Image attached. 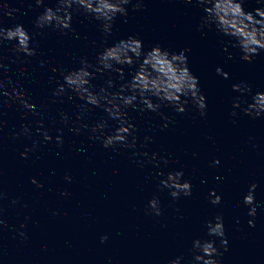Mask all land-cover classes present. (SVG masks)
Instances as JSON below:
<instances>
[{
	"label": "water",
	"instance_id": "1",
	"mask_svg": "<svg viewBox=\"0 0 264 264\" xmlns=\"http://www.w3.org/2000/svg\"><path fill=\"white\" fill-rule=\"evenodd\" d=\"M9 3L22 11L5 16L4 25L22 23L37 54H20V60L13 62L15 41L6 42L0 51L9 67L0 69V76L21 81L38 107L33 114L14 100L9 102L0 90V193L4 194L0 217L6 221L0 225V264H166L180 256L182 264H194L195 239H216L220 247L219 238L208 236L207 230V222L218 214L229 241L227 251L220 247L222 264H264V117L244 114L243 106L232 115L234 98L252 99L250 93L233 90V84L245 81L252 93L264 91V51L248 62L230 44L228 52L235 55L229 59L224 45L230 38L214 27H201L205 13L196 0H144L140 9L129 4V15L116 17L111 34L102 30L101 21L74 10L75 31L67 35L52 27H36L44 6L30 7L33 0ZM45 5L55 7V0H45ZM244 7L254 11L264 7V0H245ZM129 36L142 39L145 52L157 44L173 52L190 49L188 65L199 78L207 112L201 115L190 104L186 112L178 113L163 105L161 112L171 118L164 128L161 113L127 108L138 146L114 150L92 138V128L100 120H108V131L117 126L103 108L84 112L89 127L82 128L77 116L84 111V102L70 89L60 96L54 93L66 71L79 68L85 58L97 63L105 43L111 46ZM137 67L125 66L126 80ZM218 67L229 73L227 79L216 72ZM109 79L116 80L112 91L124 83L118 73H98L92 78L95 90L106 87ZM62 113L69 117L67 123L61 120ZM41 120L53 136L50 141L36 132ZM76 127H81L79 133L73 131ZM57 135L63 136L62 145L57 144ZM146 136L153 139L145 141ZM36 142L35 150L23 157L21 153ZM144 150L149 156L136 154ZM153 153H158L159 164L150 160ZM217 157L218 166L212 163ZM179 170L191 181L192 194L174 199L161 181L168 172ZM33 177L44 186L32 183ZM253 182H258L255 197L260 205L254 227L248 224L253 217L244 204ZM65 189L67 196L62 194ZM212 189L222 196L219 204L211 202ZM154 196L160 200L159 216L148 208ZM105 234L108 239L102 242Z\"/></svg>",
	"mask_w": 264,
	"mask_h": 264
},
{
	"label": "clouds",
	"instance_id": "2",
	"mask_svg": "<svg viewBox=\"0 0 264 264\" xmlns=\"http://www.w3.org/2000/svg\"><path fill=\"white\" fill-rule=\"evenodd\" d=\"M192 2V0H188ZM204 10V15L200 20L201 27H214L222 36L229 37V43L224 45V51L228 52L229 45L238 48L240 58L251 62L261 51H264V7H257L254 11H247L244 7L245 0H196ZM132 4L133 9H140L144 6V0H55V7L45 5V0H33L30 7L39 8L44 6V11L36 18L35 25L39 29L52 27L61 30L65 35L73 29V13L82 11L84 14L94 17L101 21V28L106 34H111L114 27L115 19L118 15L127 17L129 10L127 5ZM19 7L10 6L9 0L0 3V48L6 42L15 41L11 51L15 53L11 59L13 62L20 60V54L26 57H32L37 54V49L31 46L32 36L22 23L8 27L3 23V18L14 17L16 13L21 12ZM77 36L79 34L77 33ZM190 49H182L179 52H173L163 48L159 44L148 51H144L143 41L137 36H129L119 42L109 46L105 43L104 50L97 56V63H92L88 59H83L81 66L77 69L66 71L64 82L60 83L55 90V95L60 96L67 90L75 92L84 102L81 107L84 111L78 113V121L82 128H88L89 125L84 122V112H90L94 107L103 108L108 114L109 119L115 120L117 126L113 131L110 128L107 119L98 121L92 128V138L102 139L104 147H112L117 150L119 146L125 148H137L139 137L134 134L136 126L131 122L125 109L133 108L139 111H152L161 113L165 123L162 127L169 126L170 117L161 112L163 105L171 106L176 112L184 113L191 104L199 109L201 115H206L207 99L199 87V78L192 73L188 65L186 52ZM235 53L228 52V58L232 59ZM5 57L0 51V69H7L9 65L4 63ZM43 64L44 61H41ZM135 72L130 80L125 79V66L137 65ZM115 72L119 74V79L124 81L118 91H112L116 80L109 79L106 87H101L99 92L95 90L92 84V78L100 73ZM216 72L225 79L229 73L222 68H217ZM50 79H54L51 77ZM233 90L241 94H252L251 101L246 96L234 98L232 115H238L237 109L242 106V111L253 118L264 117V91L252 93L250 85L241 81L232 85ZM0 90L4 96L9 98V102L15 101L37 114V105L33 103L28 96V90L22 86V82L17 80L13 82L11 77L0 76ZM61 120L68 122L67 114H61ZM40 127L36 132L42 134L45 141L53 139L51 132L43 127L44 121L39 122ZM3 121H0V127ZM25 134L30 132L27 125L23 126ZM62 131V130H58ZM73 131L79 133L81 127H76ZM19 136L20 133H15ZM145 141L153 139L146 136ZM57 144L62 145L64 138L62 135L55 137ZM38 142L34 143L31 148H26L21 155L28 157L30 151H34ZM144 146L141 145V148ZM137 155L149 156L144 150ZM158 153H153L150 160L159 164L157 159ZM167 163V156L162 157ZM214 165L221 163L217 157L213 162ZM164 176V172H160ZM184 172L170 171L166 178L161 181L162 187L171 190L170 194L174 199L181 195L190 196L192 194V183L190 180L183 179ZM65 179L69 182L72 180L71 175L65 174ZM32 183L37 187H43V183L35 177ZM258 182H253L247 194L244 196V204L249 206L248 215L253 219L248 220L249 226H255V216L260 205L256 201L255 190ZM68 195L67 189L62 193ZM3 193H0V200L3 199ZM211 202L219 204L222 196L212 189L209 193ZM16 203V201H13ZM2 207V205H0ZM148 208L156 216L162 214L160 200L154 196L148 205ZM6 221L0 217V225ZM21 227H25L22 225ZM208 236L219 238L220 247L225 251L228 250L229 241L225 232V224L222 215H216L213 220L207 222ZM21 235H24L21 233ZM108 236L105 234L101 241H107ZM217 247L216 239L197 238L193 242V260L194 264H222L218 259L223 253ZM183 256L172 259L166 264H182Z\"/></svg>",
	"mask_w": 264,
	"mask_h": 264
}]
</instances>
